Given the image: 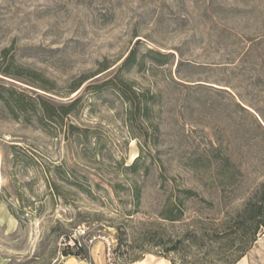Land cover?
I'll return each instance as SVG.
<instances>
[{"label": "rangeland", "instance_id": "obj_1", "mask_svg": "<svg viewBox=\"0 0 264 264\" xmlns=\"http://www.w3.org/2000/svg\"><path fill=\"white\" fill-rule=\"evenodd\" d=\"M0 86L79 99L42 123L0 99V264H132L159 250L128 249L141 224L211 227L264 183V0H0ZM183 189L182 222L161 221ZM236 264H264V230Z\"/></svg>", "mask_w": 264, "mask_h": 264}, {"label": "trees", "instance_id": "obj_2", "mask_svg": "<svg viewBox=\"0 0 264 264\" xmlns=\"http://www.w3.org/2000/svg\"><path fill=\"white\" fill-rule=\"evenodd\" d=\"M161 59H166L165 55L158 52L150 51ZM135 53L130 52L124 59L120 70L128 69L134 62ZM107 68H103L102 72ZM87 79L81 80L74 88L73 92L78 90ZM115 78L104 82L101 86H90L88 89L99 90L102 87L112 86L117 87ZM43 91H47L45 86H39ZM8 93V90L0 86V99L7 102L11 110H17L24 113H32L36 116L37 120L42 123L45 120L62 122L63 119L68 118L72 113L74 106L78 103L79 99H75L67 104H54L42 98L30 100V105L24 104L19 99H11L9 96H4L3 91ZM2 91V92H1ZM9 95V94H8ZM32 99V98H30ZM135 165H131L129 170L135 171ZM115 187V186H114ZM119 187V186H116ZM132 190L137 197V186L132 184ZM181 196H177L176 200L166 202L159 213V219L170 225L181 223L184 209L182 207L184 200L194 196L191 190L183 189L180 191ZM211 205V204H208ZM153 231L156 228V223H143L139 228L136 236L133 237L132 242L128 244V249L133 251L139 249L143 251L146 247L158 248L157 253H153L157 257L168 260L171 264H196L187 260L186 250L189 248H196L203 250L205 254L204 260L207 259L210 253L214 252L217 260L216 263L220 264H236L239 262L250 249L251 245L256 241L257 235L260 231L264 230V183L260 185L258 190L247 200L243 208L233 214H227L224 221L218 224H212L211 227L203 225L192 228L185 227V229L177 236H169L163 238L162 234ZM174 226H171L173 228ZM118 239L121 241L127 237L126 230H118ZM208 242V243H207ZM76 252L72 256L80 257L82 249L75 245ZM149 254V253H147ZM82 259H86L85 257ZM140 258L128 254V261L134 263ZM87 260V259H86ZM206 261V260H205ZM203 264H211L204 262Z\"/></svg>", "mask_w": 264, "mask_h": 264}, {"label": "crops", "instance_id": "obj_3", "mask_svg": "<svg viewBox=\"0 0 264 264\" xmlns=\"http://www.w3.org/2000/svg\"><path fill=\"white\" fill-rule=\"evenodd\" d=\"M65 264H97V261L92 258L91 261H87L85 259H68ZM132 264H171L168 260L160 257H156L154 255H146L143 259L140 261L134 262Z\"/></svg>", "mask_w": 264, "mask_h": 264}, {"label": "built area", "instance_id": "obj_4", "mask_svg": "<svg viewBox=\"0 0 264 264\" xmlns=\"http://www.w3.org/2000/svg\"><path fill=\"white\" fill-rule=\"evenodd\" d=\"M109 264H114V263H111V262H110V259H109Z\"/></svg>", "mask_w": 264, "mask_h": 264}]
</instances>
